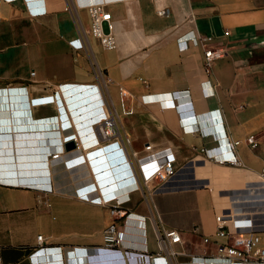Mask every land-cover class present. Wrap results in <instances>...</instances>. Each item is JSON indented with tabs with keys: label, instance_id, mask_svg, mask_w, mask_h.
Listing matches in <instances>:
<instances>
[{
	"label": "crops",
	"instance_id": "crops-1",
	"mask_svg": "<svg viewBox=\"0 0 264 264\" xmlns=\"http://www.w3.org/2000/svg\"><path fill=\"white\" fill-rule=\"evenodd\" d=\"M91 1L0 0V264H112L117 256L102 247L111 204L143 218V228L115 220L122 248L151 254L155 264H229L214 258L220 239L204 177L216 190L236 188L264 166V0H106L113 49L95 38L80 44L77 15L87 30L82 4ZM198 35L227 47L209 72ZM57 89L60 110L29 103ZM74 91L88 101L73 103ZM105 100L116 135L97 143L91 119ZM70 134L82 161L64 149ZM147 144L173 153L178 172L170 180L137 182ZM101 146L119 183L104 204L80 194L106 184L95 169ZM200 148L202 158L235 154L245 168L192 160ZM162 229L177 230L181 241L163 248ZM39 234L46 248L31 259Z\"/></svg>",
	"mask_w": 264,
	"mask_h": 264
},
{
	"label": "built area",
	"instance_id": "built-area-1",
	"mask_svg": "<svg viewBox=\"0 0 264 264\" xmlns=\"http://www.w3.org/2000/svg\"><path fill=\"white\" fill-rule=\"evenodd\" d=\"M105 1L95 0L82 4L86 8L89 17V27L87 30L83 28L76 12L78 2L72 5L77 15L76 21L81 46H86L88 37L92 36L99 41L103 48H115L116 41L112 34L111 14L105 9ZM229 33L228 30L224 31L225 35ZM196 39L202 46V65L205 71L209 72L211 64L227 54V47L222 44H213V36L211 35H198ZM30 75H34V72H30ZM99 76L103 78L100 71L96 74L97 78ZM90 90H93L92 86ZM58 92L57 89L47 96L38 95L29 97V103L31 105L56 103L60 110L61 101L58 98ZM119 93L122 97L126 95V91L124 90H120ZM99 104L101 105L98 108L96 117L91 119L95 127L92 128L90 126L93 139H96L97 143L101 139H109L116 135L115 110L113 105L106 100L99 102ZM67 128L69 127L64 129ZM70 138L76 143V147L71 150H78L76 151L77 157L75 159L82 161L83 156L77 146V138L70 134L65 136L63 140L66 142ZM245 142L251 148H255L258 144L254 134L246 136ZM227 143L235 148L240 143V140H228ZM151 147V144H147L144 147L146 153L137 159V171L135 175L140 185L147 184L151 180L166 182L178 172L173 153L168 151L155 153ZM97 150L95 154L100 153L104 148L101 146ZM204 151V148H200V153L192 160L202 158ZM56 158H58L56 155L52 157V159ZM203 158L205 159L203 161L209 164L245 168L242 161L235 154L231 158ZM99 177H102V175ZM98 182L104 184L98 188V192L92 193L85 186V189L80 194L82 198L104 204L106 197L118 190L119 183L111 175L110 177H102ZM204 183L206 184L203 186H207L214 195V235L220 239L215 245L214 258L226 261L229 264H264V246H260V233L264 232V166L254 179L247 180L236 188L216 190L212 188L210 183L206 182L205 177ZM46 189L51 190V188H43L42 191H47ZM234 190L238 192L232 193ZM240 191H244V193ZM109 214L112 219L102 232V247L109 253L117 256L116 260L112 261V264H118L119 261L120 263L124 262V264H134L136 260L143 262V264H155L151 254L122 248L124 232L117 228L115 222L116 219L122 218L125 223L127 219L132 218L137 221V225L140 228H143V218L113 204L109 205ZM138 217L139 219H137ZM158 239L163 248L181 241L180 233L174 229H162L158 233ZM43 240L42 234L37 235V248L30 253L29 257L31 259L36 257L39 252L45 250L46 247ZM197 263L204 264V261ZM44 264L46 263L44 262Z\"/></svg>",
	"mask_w": 264,
	"mask_h": 264
},
{
	"label": "water",
	"instance_id": "water-1",
	"mask_svg": "<svg viewBox=\"0 0 264 264\" xmlns=\"http://www.w3.org/2000/svg\"><path fill=\"white\" fill-rule=\"evenodd\" d=\"M95 1V0H94ZM70 99L73 103L77 104V103H81V102H85V101H88V97L82 92V91H74V92H71L70 94ZM78 109V106L77 108ZM64 146V149L66 151L68 150H71V149H74L76 147V143L74 140H68L66 142H64L63 144ZM96 155L95 159V164H96V168L97 170H99L100 172V175H102L103 177H110L113 176L115 177L114 175V172H113V169H112V166H111V163H110V160L108 159L106 153L104 150H102L99 155L97 156V154H94ZM58 159V158H57ZM238 191H233L232 193H237ZM241 193H244V191H240Z\"/></svg>",
	"mask_w": 264,
	"mask_h": 264
},
{
	"label": "rangeland",
	"instance_id": "rangeland-1",
	"mask_svg": "<svg viewBox=\"0 0 264 264\" xmlns=\"http://www.w3.org/2000/svg\"><path fill=\"white\" fill-rule=\"evenodd\" d=\"M80 13H81V12H80ZM88 38H89L90 42H92L93 37H92V36H89ZM94 45H95V44H94V42H93V46H94ZM261 239H262V241H264V234L261 235Z\"/></svg>",
	"mask_w": 264,
	"mask_h": 264
}]
</instances>
